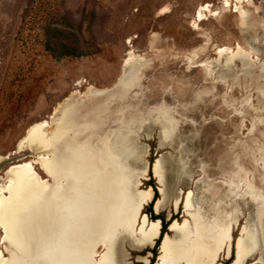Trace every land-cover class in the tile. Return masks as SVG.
<instances>
[{"label":"rangeland","instance_id":"1","mask_svg":"<svg viewBox=\"0 0 264 264\" xmlns=\"http://www.w3.org/2000/svg\"><path fill=\"white\" fill-rule=\"evenodd\" d=\"M129 51L134 54L132 61L141 59L147 64L148 70L140 85L123 84L111 94L91 96L85 101L87 105L120 102L113 107L111 115L119 107L129 106L132 112L140 107L155 106L161 100L166 103L175 100L183 108L187 101L181 96V88L188 99L193 93L188 88L195 87L198 65L210 67L215 77L226 74V79H230L241 74L242 60H245L247 69H252L254 76H262V81L264 0H0V193L4 199L9 198L8 191L12 189L6 180L7 173L15 165L26 164L40 179L50 181L37 161L44 152L28 146L25 140L33 132L48 135L56 121L57 106L69 95L82 97L88 94L90 87L94 92L110 89L122 77ZM184 55L192 56L195 67H189ZM248 73L246 70L243 74L247 79ZM255 97L254 94L253 103ZM145 121L134 117L130 133L121 123L101 124L97 131L102 136L114 130L121 150L129 148L121 162L132 171L131 191L155 189L156 199H159L160 183L152 171L157 161L163 168L164 189L168 193L174 191V173L178 171L182 177L186 174L171 161V148L159 146L163 139L160 125ZM197 122L198 126H207L210 118L207 116ZM247 128L244 123L242 133L246 134ZM232 135L228 136L229 140ZM243 135L238 133L239 137ZM216 146L220 148L218 144L209 149L195 146L193 151L200 159L205 156L207 163H214L220 153ZM182 154L187 165L189 157L185 150ZM6 158L10 161L4 162ZM143 170H146L145 175H142ZM190 170V178L188 181L185 178L186 182L176 187V191L181 190L183 194L190 191L192 210L204 207L203 210L208 211L214 205L206 201L209 198L203 191L205 182L198 181L199 175L193 168ZM213 182L222 186L221 179ZM222 189L224 193L225 188ZM246 200L242 201L243 208L230 232L229 259H225L222 252L213 264L235 261L239 240L250 238L254 218L247 210ZM222 205L228 207L226 198L221 199L223 208ZM146 206L141 212L151 221ZM151 210L152 214L162 217L165 233L169 234L167 228L171 220L181 223L186 218L182 204L176 213L170 205L163 207L159 214H155L153 205ZM168 213H171L170 218ZM226 213L221 214L222 219L230 220V214L227 213V217ZM185 221L177 230L193 223L190 218ZM153 247L140 252L125 248L128 261L131 264L153 261L154 264L158 247ZM8 250L0 227V262L7 261ZM148 255V261L142 258ZM242 264H264L257 246Z\"/></svg>","mask_w":264,"mask_h":264},{"label":"bare ground","instance_id":"2","mask_svg":"<svg viewBox=\"0 0 264 264\" xmlns=\"http://www.w3.org/2000/svg\"><path fill=\"white\" fill-rule=\"evenodd\" d=\"M128 54L129 57L125 60V64L123 67L124 77L119 80L113 92L118 91L121 88V86H123V84L128 85L130 87L140 85L143 79L142 77H144V73L148 70V68L146 67L147 66L146 63L142 62L141 59H137V60L134 59L132 61L131 59L133 58L134 54L132 55L131 51H129ZM184 59L189 64V67H195L192 64L193 58L191 55H184ZM242 61H243V66L240 69L241 74L230 79H226V74L215 77L214 76L215 73L213 72V70L210 69V67L208 66L203 67L201 65H198L197 67H199V72L197 77L195 78V87H191L189 85L190 88H188V90L193 93L188 99H186L187 97L184 95L185 90L181 88L182 89L181 96L183 99L187 101V106L183 108H181V106L175 100H171L169 103H166L161 100L160 102L156 103L155 106L152 105L146 108L140 107L139 109H135L132 112H129L130 111L129 109H131V107L129 106L119 107L120 109L114 111V113L111 115L110 112L113 111V107L118 106L120 102H118L115 105V102L111 101L108 104H99L94 107H90L89 105H87V102H85L86 100L88 101L89 97L103 96L105 92L108 91L107 89V90H100L98 92H94L92 91V87H90L87 89L88 94L80 97L81 99L82 98H86V99L84 101L83 100L80 101L78 105L79 110L74 114L75 120L71 121L68 118V121L64 120L59 124L61 127H59L58 129H60L61 131L62 129L66 131L76 130L78 132L82 130V133L87 132L97 135L98 137L101 138L105 137L106 138V140H104L106 142L105 144L107 146H110L116 144L117 134L113 130L104 133L101 136L97 131L99 126L101 124L103 125L106 123L132 124L134 117L137 116L138 118L141 119V122L147 120L145 122H152L160 125V132L163 138L161 143L173 142L177 144L179 143L182 144L183 150H185V155L189 157L188 159L189 162L187 165L184 163V161H181L183 162L182 163L183 165L179 163L180 167H182L183 170L182 173L186 174L184 177H182L183 181L185 182L186 179L188 181V179L190 178L189 177L190 174H188L189 170L193 168L195 173L199 175L198 181L205 182V186H204L205 188L203 191H205L208 194L207 198L210 199L209 200L205 197V199H207L206 200L207 203L210 206L211 205L214 206H212V208L209 207L208 211L203 210L204 207H202V209L198 208V210L195 209L192 210L190 200L191 198H193V195L190 194L189 197H187V200L185 199L186 200L185 208L186 211L188 212L190 220L193 223L190 226H183L181 227V229L178 228L179 230L175 228V233L176 230L178 231V233L173 236V239L166 240L164 242L162 246V252L160 253V258H158L157 264H177V262L178 263L182 262L180 264H213L215 258L212 257L214 252L218 250V242L226 237V233H225L226 230L234 226L233 224L234 222L237 221L238 214L243 208L242 201L246 198H247L246 200L247 210H249L250 213H252L254 218V227L252 229V233H250L251 236L249 239L247 238V239L239 240L238 251L236 255L237 259L235 261L232 260L230 264H242L243 259L251 255L252 248L256 246L259 248L261 252V257L264 261V80L260 81L262 76L261 77L254 76L253 70L251 69L250 71V69H247L248 67L246 65V61L245 60ZM246 70L249 72L248 79H247V75L246 76L243 75ZM185 78L186 76L184 77V80ZM254 94L256 96L255 103H253ZM75 96L76 95L71 94L69 95V97L65 98L62 101V103H60L57 106L58 109L61 107V105L67 104L70 100L75 98ZM194 96H196L195 99H201V101L195 102ZM156 113H158L159 115H157ZM156 116L159 117L158 121L155 120V118H157ZM207 116H209L210 118V122L208 123L206 122V124L208 125L204 126L202 124L198 126L197 120L199 119L203 120ZM185 117H189L190 119L187 121ZM244 123L248 125L246 134L242 133V130L244 129ZM221 124H223V126ZM238 133L244 134L245 136L243 135V137H239ZM230 134H233L232 140L228 139V136ZM64 136L65 135L62 136L56 135L55 137H53V139H51L49 138V135H46L47 137L46 139V137H44V134L40 132L39 133L33 132V134L29 136L28 139H26L25 141L28 144V146H32L33 148H35L36 151L39 150L43 151V149L47 148V146L49 147L50 143L52 144L64 143L65 145H70L69 141L66 138H64ZM90 136L91 135L88 134L89 138ZM78 143H79L78 140L72 141V144H78ZM215 144H218L220 146V148L218 146L215 147L220 150V153L217 155L216 157L217 160L214 161V163L213 162L207 163L206 161L208 160L205 156L203 157V159H200L195 155L193 151L195 146H200L203 149H207V148L209 149L210 147H213ZM22 147L24 148V146ZM125 154L126 153L123 152V156H125ZM69 155L71 157L70 159H69ZM78 155L79 153L73 150L66 151L65 153L57 152L56 153L57 169L61 166L67 168V166L71 165L72 170L76 169L75 171H77L78 173L79 166L75 167V163L73 161L75 158L78 157ZM108 156L110 158L108 160V165L105 168L110 169V166L115 168L117 165L116 161L113 160L110 155ZM65 157L71 160V162L63 163L62 159H64ZM175 160L176 159L174 158L173 162H175ZM177 160L179 162L180 158H178ZM118 166L119 168H121L122 163L120 162ZM123 168H125V166H123ZM45 169L47 170V168ZM32 170L33 169H31V167H29L26 164L15 165L11 167L6 177V180H8V182L12 185V189L9 190V192H11L13 195H16L18 191H29V192L32 191L34 178L37 177L35 175L36 173L34 174ZM152 171L154 175L159 179V183H162L163 185L164 183V181L162 180L163 168L161 167L159 161H157L154 164ZM90 172L91 170H89V173ZM192 173L194 172L193 171L191 172V176L193 175ZM105 175L108 176L109 173H106ZM217 178L221 179L222 186H218L213 182ZM3 186L4 185H1L2 189L4 188ZM100 186L101 188L104 189L112 188V186L114 188L115 183L106 184V185L102 183ZM222 187L225 188L224 191L225 194L221 193V190H223ZM163 193L165 197L169 196L170 194L165 189ZM1 196L2 194L0 193V198ZM223 198H226L227 202H229L227 208H225V206L223 205H222L223 208L221 207V199ZM61 201H59L60 204L62 203ZM15 202L16 201L5 206H0V222H3L4 225L6 226L5 229L7 232L8 244H12L14 249L16 250V254L13 258H10L4 263L0 262V264H32L34 258H27V245H28L27 239L25 236L24 237L21 236V232H22L21 228L17 226L15 222L16 219L15 216L16 211L14 208ZM116 202L118 201L116 200ZM144 205H146V203ZM36 207L37 206H35V209H37ZM47 207H49V205ZM223 212L224 213L227 212L228 214H230V220H227L228 219L227 217H229L227 213H226L227 219L225 220L222 219L223 217L221 216V214H223ZM210 215L212 216L210 217ZM205 217L207 219H205ZM198 219H201L204 222H198L197 221ZM102 220L104 221V219ZM142 221H143L142 222L143 228L141 231V236H143L144 239H150V240L155 238L158 231L157 225L154 223L148 225L145 217H143ZM147 243H149V241ZM150 246L152 247L153 244L151 243ZM37 250L38 249H36V251ZM90 251L91 248H88L87 250L88 255ZM56 252L57 251H55V254ZM46 253H50V252H46ZM230 253L231 252L228 250L226 255L228 256V258L225 259H229ZM35 255L32 254V256ZM70 256L71 258H69ZM42 257L44 256L42 255ZM65 257L66 258H54V261L56 264L85 263V258H79V257L75 258L74 249L72 250L71 253L66 251ZM82 257H84L83 254ZM140 258L139 260H141ZM88 264H90L89 261Z\"/></svg>","mask_w":264,"mask_h":264},{"label":"crops","instance_id":"3","mask_svg":"<svg viewBox=\"0 0 264 264\" xmlns=\"http://www.w3.org/2000/svg\"><path fill=\"white\" fill-rule=\"evenodd\" d=\"M123 70L124 68L122 69V77H120L119 80L124 77ZM80 101V97H75L67 104L61 105V107L55 112L56 125L54 124L55 126L53 125V128L50 127L48 131L49 138L51 139L56 135H65L64 138L69 141L70 145H65L64 143H50L49 147L47 146L43 151L39 150L40 152L45 153H43L44 156L42 158L39 156L37 161L49 176L50 181L41 180L37 176L34 178L32 191H18L16 195H13L8 191L9 198L4 199L3 196H1L0 206H5L16 201L14 205L16 211L15 222L16 225L21 228V236H25L27 239V258H34L32 264H56L54 258H66V251L71 253L73 249L75 250V258H85L84 264H88V261L90 264H131L127 258V251L124 249L127 248L130 251L140 252L144 248H151L150 244L152 243L154 245V241L160 235V220L150 221L148 217L141 212L142 209L151 202L153 191L150 188L140 191H131L132 171L121 162L123 152L127 154L129 148L125 149V151L121 150L118 143V135L116 137V144L110 145L111 148L105 144V137L101 138L87 132L82 133V130L78 132L76 130L66 131L62 129L61 131L58 129L61 127L59 124L62 121H68V118L71 121L75 120L74 114L79 110L78 105ZM127 124H125L128 128L127 133H130V126L132 124ZM88 134L91 135L90 138L88 137ZM77 140L79 142L78 144H72V141ZM159 146L161 148L162 146L171 148L173 153L171 161L173 162L175 158V163L177 165H179V163L183 165V162H181L183 161L182 144L166 142L160 143ZM71 150L79 153L78 157L73 160L75 167L79 166L78 173L75 171L76 169L72 170L71 165L67 166V168L61 166L57 169L56 167V153H65L66 151ZM108 155L116 161L117 165L115 168L112 166H110V169L105 168L108 165V160L110 158ZM70 158L69 155V159ZM178 158H180L179 162L177 160ZM69 159L65 157L62 161L63 163H70L71 160ZM120 162L122 163L121 168L118 166ZM123 166H125V168H123ZM45 168H47V170ZM89 170H91L90 173ZM145 172L146 170H143L142 175H145ZM177 172L178 171L174 173V177L176 175V178L179 180L174 179V191H172L169 196L165 197L163 195L164 183L163 185L160 183V198L155 201L153 209L156 214H159L163 207L170 205L171 207L173 206V212L176 213L179 205L182 204L184 211L183 215L186 217L181 222L183 224L187 218H190L185 208V202L191 193L190 191H187V194H183L181 190H179V192L176 191V187L186 182L183 181L182 175H178ZM106 173H109V175L106 176ZM102 183L104 185L115 183V186L114 188L112 186V188L104 189L100 186ZM55 193L58 194L56 195ZM116 200L118 202H116ZM59 201L62 203L60 204ZM145 203L146 205H144ZM48 205L49 207H47ZM35 206H37V209H35ZM143 217H145L148 225L151 223L157 225V238L155 237L150 240L144 239L143 236H141ZM167 217L170 218L171 213H168ZM101 218L104 219L105 222ZM181 223L173 221L167 228V231L170 232V234L165 233L163 235L164 237L159 246V254L158 257H156L157 261L155 264L158 263V258H160L164 242L173 239L175 228L182 226ZM0 227L3 231L4 241L7 243L9 249L5 258L9 260L15 256L16 250L12 244H8L7 232L5 229L6 226L3 222H0ZM231 229L232 227L226 230V237L218 242V250L214 252L212 258H218L222 252L226 256L228 250L231 252ZM148 241L149 243H147ZM60 245H63L64 247ZM88 248H91L89 255L87 253ZM135 248L138 249L136 250ZM36 249H38L37 251L39 253ZM55 251H57L56 254ZM32 254L36 255L32 256ZM82 254L84 257H82ZM42 255L44 257H42ZM148 257L149 255L142 258H145L148 261ZM69 258H71V256ZM225 258H228V256ZM140 261L146 263L145 260Z\"/></svg>","mask_w":264,"mask_h":264},{"label":"trees","instance_id":"4","mask_svg":"<svg viewBox=\"0 0 264 264\" xmlns=\"http://www.w3.org/2000/svg\"><path fill=\"white\" fill-rule=\"evenodd\" d=\"M154 191H153V198H152V200H151V202H149V204L146 206V210L148 211V213H149V216H150V219H151V221L153 220V221H158V220H160L161 221V228H160V235H159V237L154 241L155 243H154V247L153 248H157V247H159L160 246V244H161V241H162V239H163V235L165 234V226H166V224L165 223H163V221H162V217H160L159 215H154V214H152V205H154V203H155V201L157 200L156 198H157V193H156V191H155V189H153ZM174 220H171L170 221V223L168 224V227H169V225L173 222ZM169 234V233H168ZM152 251V253L154 254L155 253V250L154 249H152L151 250ZM158 254H159V248H158ZM157 257H158V255H157ZM153 260V259H152ZM156 261H157V258H156V260H155V262H154V264L156 263ZM232 262V261H231ZM230 262V263H231ZM229 263V264H230ZM150 264H153V261H151L150 262Z\"/></svg>","mask_w":264,"mask_h":264},{"label":"water","instance_id":"5","mask_svg":"<svg viewBox=\"0 0 264 264\" xmlns=\"http://www.w3.org/2000/svg\"><path fill=\"white\" fill-rule=\"evenodd\" d=\"M118 82H119V80H117ZM117 82V83H118ZM117 83L116 84H114L110 89H108V91H106L105 92V94H111V93H113V91L115 90V88H116V85H117ZM6 161H10V160H5L4 162H6ZM156 214V213H155Z\"/></svg>","mask_w":264,"mask_h":264}]
</instances>
